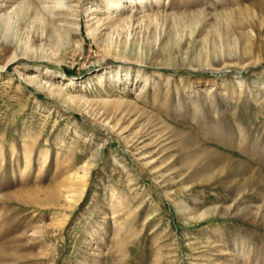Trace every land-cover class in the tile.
<instances>
[{"label": "rangeland", "instance_id": "374dc122", "mask_svg": "<svg viewBox=\"0 0 264 264\" xmlns=\"http://www.w3.org/2000/svg\"><path fill=\"white\" fill-rule=\"evenodd\" d=\"M0 264H264V0H0Z\"/></svg>", "mask_w": 264, "mask_h": 264}]
</instances>
